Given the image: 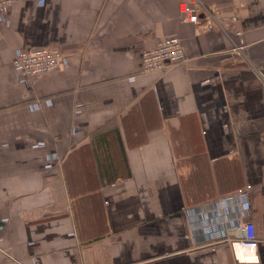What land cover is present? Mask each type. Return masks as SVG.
<instances>
[{
    "label": "crops",
    "instance_id": "crops-1",
    "mask_svg": "<svg viewBox=\"0 0 264 264\" xmlns=\"http://www.w3.org/2000/svg\"><path fill=\"white\" fill-rule=\"evenodd\" d=\"M190 1L214 23L183 22ZM168 37L184 62L143 72V51ZM48 47L53 72L14 74L15 53ZM244 221L257 261L230 245ZM0 264H264V0H13Z\"/></svg>",
    "mask_w": 264,
    "mask_h": 264
},
{
    "label": "built area",
    "instance_id": "built-area-1",
    "mask_svg": "<svg viewBox=\"0 0 264 264\" xmlns=\"http://www.w3.org/2000/svg\"><path fill=\"white\" fill-rule=\"evenodd\" d=\"M13 0H0V18L4 17L9 10ZM203 12L204 19L209 23H214V16L209 9L203 7L196 1H190L179 5V15L183 22L193 24L198 27L200 24V13ZM237 17L232 16L228 23L233 28V32L238 37V44L232 46L230 52L241 54L243 49L242 32L235 27ZM224 27L219 25V28ZM61 55L58 48H37L29 51H21L14 54L12 59V69L15 75L30 80L31 78L44 76L53 72L60 63ZM184 62V53L180 40L176 37H168L159 40L151 50L142 53V71L155 72L164 70L171 65ZM235 229L239 232L238 240H230V245L235 251L241 249L249 253L252 259H240L239 261H257L255 250L260 243L256 237L255 227L251 221L237 223Z\"/></svg>",
    "mask_w": 264,
    "mask_h": 264
},
{
    "label": "bare ground",
    "instance_id": "bare-ground-1",
    "mask_svg": "<svg viewBox=\"0 0 264 264\" xmlns=\"http://www.w3.org/2000/svg\"><path fill=\"white\" fill-rule=\"evenodd\" d=\"M241 253V254H240ZM238 254H239V257L241 259H252V257L249 255V256H243L242 255V252H241V249L238 250Z\"/></svg>",
    "mask_w": 264,
    "mask_h": 264
},
{
    "label": "water",
    "instance_id": "water-1",
    "mask_svg": "<svg viewBox=\"0 0 264 264\" xmlns=\"http://www.w3.org/2000/svg\"><path fill=\"white\" fill-rule=\"evenodd\" d=\"M210 27V25H208V28Z\"/></svg>",
    "mask_w": 264,
    "mask_h": 264
}]
</instances>
